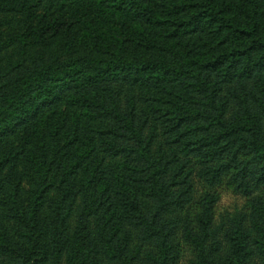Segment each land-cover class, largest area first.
<instances>
[{
    "label": "trees",
    "instance_id": "1",
    "mask_svg": "<svg viewBox=\"0 0 264 264\" xmlns=\"http://www.w3.org/2000/svg\"><path fill=\"white\" fill-rule=\"evenodd\" d=\"M1 36L0 264H264V0H0Z\"/></svg>",
    "mask_w": 264,
    "mask_h": 264
},
{
    "label": "rangeland",
    "instance_id": "2",
    "mask_svg": "<svg viewBox=\"0 0 264 264\" xmlns=\"http://www.w3.org/2000/svg\"><path fill=\"white\" fill-rule=\"evenodd\" d=\"M19 29H22L21 26L18 27ZM5 30V28L1 29V31ZM2 38V36L0 37ZM23 188H27V182L24 181L22 184ZM222 197H226L227 200L226 202H222V198L221 201L219 203L218 209L221 210H232L235 206L240 205L241 204V200H239L238 198L233 197L230 194H223Z\"/></svg>",
    "mask_w": 264,
    "mask_h": 264
},
{
    "label": "clouds",
    "instance_id": "3",
    "mask_svg": "<svg viewBox=\"0 0 264 264\" xmlns=\"http://www.w3.org/2000/svg\"><path fill=\"white\" fill-rule=\"evenodd\" d=\"M226 200H227L226 197H222V202H226ZM184 255H190V253H186V254H184ZM180 264H184V261L181 260V261H180Z\"/></svg>",
    "mask_w": 264,
    "mask_h": 264
}]
</instances>
